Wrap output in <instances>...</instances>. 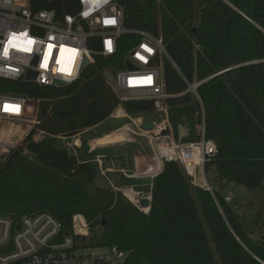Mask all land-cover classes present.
<instances>
[{"label":"trees","instance_id":"1","mask_svg":"<svg viewBox=\"0 0 264 264\" xmlns=\"http://www.w3.org/2000/svg\"><path fill=\"white\" fill-rule=\"evenodd\" d=\"M27 1L59 17L79 9L77 0ZM123 20L161 36L181 75L203 81L197 92L204 137L217 150L205 171L215 168L220 191L233 184L264 196V0H124ZM111 62L96 56L77 83L63 88L0 82V90L37 102L43 133L33 141L32 131L0 158V212L16 219L48 212L71 235L73 218L82 216L90 235L74 236L76 248L117 246L128 254L124 264H264V235L252 236L259 218L240 214L239 201H225L227 192L192 186L177 162L164 163L150 185L134 187L150 195L144 212L96 184L93 158L58 145L57 136L82 134L119 107L128 116L152 112L148 102H119L103 77ZM163 70L167 93H183L186 85L167 59ZM167 102L175 138L183 130L181 141L197 140L199 103L190 94Z\"/></svg>","mask_w":264,"mask_h":264},{"label":"built area","instance_id":"2","mask_svg":"<svg viewBox=\"0 0 264 264\" xmlns=\"http://www.w3.org/2000/svg\"><path fill=\"white\" fill-rule=\"evenodd\" d=\"M77 1L79 9L75 14L59 17L53 10H34L27 0H0V82L33 83L53 88H58L55 82H61L63 87H68L81 79L96 56L112 59L103 77L119 102L143 101L152 106L150 114L137 116L135 129L125 130L146 141L152 152L151 159L143 150V155L136 154L135 166L139 165L152 180L157 175V171L153 172V163L163 169L164 163L177 162L192 186L213 195L214 188L207 182L205 164L217 150L214 142L204 137V113L197 92L203 81L190 82L181 75L167 54L161 36L126 27L123 6L118 5V0ZM193 48L199 50L196 43ZM164 59L178 71L186 85V90L179 95L166 91ZM30 72L35 74L31 81L26 79ZM185 94L195 98L201 111L199 138L192 142L175 138L169 117L167 101ZM144 121L150 123V129L143 128ZM5 124L15 129H9L5 135ZM38 125L37 102L20 93L0 90V142L22 141L32 131L33 141H38L37 135H43ZM78 136L56 138L72 140L68 150L76 155ZM93 161L105 176L109 168L103 169L98 157ZM143 163L147 164L142 167ZM143 197L150 201L149 194ZM232 198L231 192L225 194L226 202ZM131 203L144 212L148 210L141 209L136 200ZM11 216L0 212V264H124L128 257L117 246L93 249L95 254L76 248L74 236L80 234L73 231V235H67L48 212H35L17 219ZM84 226L88 231L87 225Z\"/></svg>","mask_w":264,"mask_h":264},{"label":"rangeland","instance_id":"3","mask_svg":"<svg viewBox=\"0 0 264 264\" xmlns=\"http://www.w3.org/2000/svg\"><path fill=\"white\" fill-rule=\"evenodd\" d=\"M126 113L123 111V109L120 107V109L118 108L107 120H105L103 123H101L100 125L91 128L89 130L84 131L82 134H79V136L76 139H80V141H84V143L86 144V142L88 143V149H89V155L90 158H99L102 164V168L105 169V165H103V161L104 160H111L113 155H122L124 152H127L128 150H130V153H132L133 149L135 148L139 153H141L143 155V153L146 156H149L148 159L152 158V152L150 151L149 145L147 144L146 141L136 137H135V141L133 143V145H130L127 147H123L121 146L122 144H117V145H105V144H99V145H95L92 143V141H94V139H98L100 137H104L106 135H110L114 132H118L121 131L124 133L119 135L121 136L120 139L125 138V130L127 128H134V121H136V119L138 118L137 116H129L131 117L129 119V117H126ZM122 116V117H120ZM128 116V115H127ZM9 129H15L14 127H10L9 125H4V134L7 135L9 133ZM197 131H198V135H199V127L197 126ZM2 135V134H1ZM0 135V136H1ZM184 131L181 130V135L180 138H184ZM38 139H40L42 137V135H37ZM36 138V137H35ZM5 139H7V136H5ZM93 139V140H91ZM24 140V139H23ZM22 140V141H23ZM58 145L62 148H64L69 154L73 155V156H77L79 155L78 153V147L76 148V155H74L72 153L71 150H68V146L69 144H71L72 140H60L58 139ZM90 144L88 141H90ZM15 141V140H14ZM13 141V142H14ZM22 141H20V139H18L15 143H10L8 144L7 142H0V158L4 159V157L10 153L11 150L18 148L19 146H21ZM183 142V141H182ZM105 145V146H104ZM10 146H14L13 149L10 148ZM85 147H81L80 149H84ZM11 149V150H10ZM86 149V148H85ZM6 150H8L6 152ZM143 150V153L142 151ZM8 153V154H7ZM137 153V154H139ZM7 154V155H6ZM129 162V161H128ZM126 163L125 165L121 166V162L120 160L116 163H114V169L112 170L113 172H106L105 176H102L100 174V170H99V166L97 163V169H98V175L97 178L95 180L96 184L101 186V187H110L111 189H113L115 192H120L124 193V197H129L131 198V201L129 200V198L126 197L127 200H129L130 202H134L135 198L133 197V193L134 195L136 193H142L143 195H147V193H145V191H137L134 189L133 187H130L129 189L122 186L121 185V181L124 178H130L127 177L125 175H123L124 173L119 172V173H115V170L117 169H128V170H133L131 168V164ZM147 163H143V166L146 165ZM124 170V172H125ZM141 174H144L145 171H141ZM153 172H155V169L153 170ZM147 173V172H146ZM128 175V173H126ZM130 176V175H128ZM215 176V168L212 166L208 169V172H206V178H207V182L216 190L220 191L219 186L217 185V183L215 182L214 179ZM134 177V176H131ZM151 179V178H150ZM136 188V187H135ZM124 190V191H123ZM130 190V191H129ZM222 194H224L225 192H231L233 195V201L237 200L239 201V206H238V210L241 213H244V215L250 217H258L260 220V223L254 228V234L252 235L254 238L258 239L261 238L262 235H264V227L263 225H261L262 222H264V196L261 194L260 191L258 190H249V189H245L242 186H235L233 184H229L225 190L221 189L220 191ZM232 201V200H231ZM232 201V202H233ZM263 211V212H262ZM75 222V226L73 223V231H75L77 234H80V236H84L86 238L89 237V232L86 231L85 228V224L87 225V223L85 222V220L82 218V216H75L74 220ZM85 223V224H84ZM88 227V226H87ZM89 254H95L96 252L93 249H88Z\"/></svg>","mask_w":264,"mask_h":264},{"label":"crops","instance_id":"4","mask_svg":"<svg viewBox=\"0 0 264 264\" xmlns=\"http://www.w3.org/2000/svg\"><path fill=\"white\" fill-rule=\"evenodd\" d=\"M142 125H143V123H142ZM121 134L124 135L122 130L118 131V132H114V133H112L110 135H106L104 137H100L98 139H104V140L101 141V143H98V144H95V145L105 144V145H111L112 146V145L122 144L121 146L127 147V145L128 146L133 145V143L136 142L135 140H137V139H135V137H133L134 135H132L130 133H125V138L120 139L121 136H119V135H121ZM184 134H185V132H184ZM91 140H93V139H91ZM91 140L88 141L89 144H90ZM78 143H79L78 152L80 151L81 155L84 158H90L89 149H88V143L86 142V144H85L84 141L82 143V141H80V139L78 140ZM81 147H85L86 149L84 148V149L81 150L80 149ZM130 150H128L127 152H124L122 155H113L111 160H104L103 161V165H105V168H109L108 172L112 173L113 172L112 170L114 169V165L113 164L115 162L117 163L120 160L121 166H123L129 161L130 163L129 162L128 163L132 165L131 166V168L133 169L132 171L128 170V169H126V170L125 169H121V170L117 169V170H115V173H119V172H122V171L125 170V172L128 173V175L134 176L135 178H148V176H145L146 173L141 174L142 172L139 169V165L135 166L134 156H136V154L139 153V152L135 148L133 149L132 153H130ZM152 165H153L152 168H155L157 170V174H159L161 172L162 168H159L156 165V162L153 163ZM206 172H208V171H206ZM123 175H125V174H123Z\"/></svg>","mask_w":264,"mask_h":264},{"label":"water","instance_id":"5","mask_svg":"<svg viewBox=\"0 0 264 264\" xmlns=\"http://www.w3.org/2000/svg\"><path fill=\"white\" fill-rule=\"evenodd\" d=\"M118 5L119 6H123L124 5V0H118ZM193 32H195V30H193ZM196 34V32H195ZM111 74L114 75V71H111ZM35 78V74L30 72L28 75H27V80L31 81ZM55 86L58 87V88H61L63 87V83L61 82H55ZM143 128L145 129H150L151 128V125L150 123L144 121L143 122ZM151 179L148 177V178H135V177H130V178H124L122 181H121V185L126 187V188H130V187H135V186H145V185H150L151 183ZM136 201L138 203V206L141 208V209H149L150 207V201L143 197L142 193H137L136 194ZM13 217V216H11ZM67 234V233H66ZM68 235V234H67Z\"/></svg>","mask_w":264,"mask_h":264},{"label":"bare ground","instance_id":"6","mask_svg":"<svg viewBox=\"0 0 264 264\" xmlns=\"http://www.w3.org/2000/svg\"><path fill=\"white\" fill-rule=\"evenodd\" d=\"M104 139H94V141H92L93 144H98V143H101V141H103ZM127 197V196H126ZM133 197L135 198L136 200V194L134 195L133 193ZM129 198V197H127ZM129 200L131 201V198H129Z\"/></svg>","mask_w":264,"mask_h":264}]
</instances>
